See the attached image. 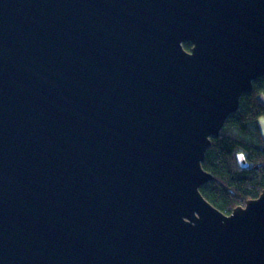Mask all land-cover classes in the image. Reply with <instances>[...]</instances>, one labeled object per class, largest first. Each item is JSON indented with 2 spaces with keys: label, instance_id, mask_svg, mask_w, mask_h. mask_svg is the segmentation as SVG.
Wrapping results in <instances>:
<instances>
[{
  "label": "water",
  "instance_id": "obj_1",
  "mask_svg": "<svg viewBox=\"0 0 264 264\" xmlns=\"http://www.w3.org/2000/svg\"><path fill=\"white\" fill-rule=\"evenodd\" d=\"M262 76L264 0H0V264H264L201 192Z\"/></svg>",
  "mask_w": 264,
  "mask_h": 264
},
{
  "label": "trees",
  "instance_id": "obj_2",
  "mask_svg": "<svg viewBox=\"0 0 264 264\" xmlns=\"http://www.w3.org/2000/svg\"><path fill=\"white\" fill-rule=\"evenodd\" d=\"M191 50L193 44H184ZM264 76L242 95L239 108L212 137L203 163L213 179L201 187L205 198L225 213L260 196L264 190Z\"/></svg>",
  "mask_w": 264,
  "mask_h": 264
},
{
  "label": "rangeland",
  "instance_id": "obj_3",
  "mask_svg": "<svg viewBox=\"0 0 264 264\" xmlns=\"http://www.w3.org/2000/svg\"><path fill=\"white\" fill-rule=\"evenodd\" d=\"M260 123H261V128H262L263 133H264V117H262V118L260 119Z\"/></svg>",
  "mask_w": 264,
  "mask_h": 264
}]
</instances>
